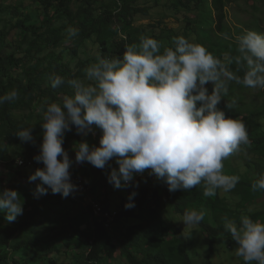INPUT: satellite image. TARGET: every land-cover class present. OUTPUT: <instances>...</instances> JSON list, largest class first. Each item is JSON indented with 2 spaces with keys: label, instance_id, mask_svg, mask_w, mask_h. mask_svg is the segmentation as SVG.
I'll return each instance as SVG.
<instances>
[{
  "label": "clouds",
  "instance_id": "clouds-1",
  "mask_svg": "<svg viewBox=\"0 0 264 264\" xmlns=\"http://www.w3.org/2000/svg\"><path fill=\"white\" fill-rule=\"evenodd\" d=\"M77 32L67 29L69 38ZM235 39L236 55L222 60L183 36L174 37L173 47L163 51L160 41L141 36L138 44L125 46L122 58L98 54L82 78L66 80L54 74L52 88L67 84L72 93L47 103L43 110L42 143L34 156L43 167L28 177L29 183L40 181L36 198L49 189L62 198L72 195L78 186L70 169L85 162L97 169L111 168L107 180L116 190L139 187L133 183L135 177L146 170L170 192L203 184V195L213 197L218 189H235L240 177L226 174L224 161L250 140L243 120L227 116L219 105L223 101L226 109L233 107L234 101H224L231 81L264 89V33L245 29ZM233 62L244 68L242 77L230 70ZM209 82L211 94L205 87ZM18 95L13 89L0 96V105L16 101ZM34 128H23L16 135L34 143ZM73 128L84 138L73 146L75 160L63 147L66 133ZM97 129L102 133L99 146L90 145L86 137ZM113 160L118 169L111 166ZM251 187L254 192L264 191V174ZM136 194L128 197L126 210L135 207ZM23 211L18 191H0V212L6 213L9 223ZM205 215L203 209L185 211L182 222L186 228L196 227ZM224 227L237 242L236 255L244 264H264V221L242 215L239 222L225 218Z\"/></svg>",
  "mask_w": 264,
  "mask_h": 264
},
{
  "label": "trees",
  "instance_id": "trees-1",
  "mask_svg": "<svg viewBox=\"0 0 264 264\" xmlns=\"http://www.w3.org/2000/svg\"><path fill=\"white\" fill-rule=\"evenodd\" d=\"M76 1L79 4L77 9L74 8L75 0H35L36 4H40L46 17L42 26L33 24L32 18L28 16L12 27L9 33L0 34V96L16 89L20 97L17 104L21 109L29 111L36 102L42 101L46 102L45 109L47 101H58L59 95L67 91V84L60 88H52L50 78L54 74L61 75L66 80L84 76V70L91 64L90 61L80 62L72 70L63 63L62 58H57L56 53H52L61 48L69 38L68 28L78 30L77 35L70 38L72 43L78 45L76 48L80 46L76 38H83L84 41L95 39L99 55L105 57L122 58L126 45L139 43L140 40L136 35L143 33V28L141 30L134 28L130 20L123 28L115 29L114 13L111 10L97 18L94 7L98 2ZM123 1L124 4L119 5L113 0L116 9L122 6V15L144 12L132 7V3L136 0ZM209 1L216 20V30L210 33L211 40L216 37L221 38L229 29L225 24V0ZM203 2L204 0H178L175 9H183L188 14L197 13L201 11ZM252 6L257 8L256 5ZM6 15L20 17L19 15L23 14H20L17 7L0 6V23ZM236 28L242 33L243 28L264 33V19L257 17L253 12L240 28ZM14 32L19 33L18 51L7 56L5 52L8 47L5 46V41L10 39ZM183 33L185 38L195 41L193 36L196 37V30L188 32L185 29ZM149 37L159 40L153 37V34ZM30 39H32L30 46L23 52L25 43ZM76 50L71 51L73 58L77 57ZM226 54L234 57L236 50H229ZM229 68L238 76L242 77L244 74V68L234 62ZM248 91L260 95L262 99L260 106H247ZM225 99L229 103L234 101V104L230 110L225 107L223 110L226 111L227 116L243 120L248 130L250 144L242 147L240 152L243 154L240 158V152L231 155L239 162L231 175H238L240 180L235 189L229 192L236 194L238 199L230 201L229 196L224 197L223 191L218 189L216 197L209 198L208 201L213 206L214 215H217L216 224L204 216L198 225L208 236L211 256H214L218 248L225 243L236 242L225 230V218L239 222L242 215H248L253 220L264 221V211H249L252 204L264 197V191L254 192L251 187L252 183L264 174V90L244 87L231 81ZM12 105L13 102L0 105V136L4 137L2 160L10 171L16 167L19 171L16 176L28 182V177L36 169L43 167L42 163L34 160V156L39 154L42 143L43 130L40 124L43 122V117L30 125L35 127L34 143H25L16 133L26 127L20 125L13 117ZM96 132L95 138L99 143L102 133L99 129ZM98 143L96 146H99ZM9 146L12 148V153L7 148ZM18 156L25 162L24 167H17ZM29 162H32V167L28 166ZM74 176L72 174V177ZM15 177L11 178L8 175V179L4 182L0 179V191L5 188L18 191L21 200H24V211L11 223L5 219L6 213L0 212V251L6 248L12 239H17L11 252H0V264H100L113 259L118 250L128 264H194L189 254L192 240L180 225L174 223V217L176 213L183 216L185 211L191 210L190 207L207 198L203 195V184L190 191L170 192L166 184L157 181L146 170L143 176L135 177L133 183H138L139 187L126 188L129 196L133 192L137 193L133 201L135 207L126 210L125 204L129 202L128 199L114 209V201L111 205L108 198L93 196V187L87 182L91 189V197L101 203L105 211L118 212L114 227L107 229L103 221L93 216L91 207L78 216L72 215V204L64 203L65 200H69L70 203L76 202L71 194L67 198H62L60 194H52L49 189L47 195L36 198L31 184L37 186L40 181L23 184L14 179ZM47 210L49 216H53L56 225V228L51 230L52 237H44L36 224ZM131 219H135L137 223L129 225L128 221ZM58 239L67 248L62 253L52 244ZM60 255L64 258L60 259Z\"/></svg>",
  "mask_w": 264,
  "mask_h": 264
},
{
  "label": "rangeland",
  "instance_id": "rangeland-1",
  "mask_svg": "<svg viewBox=\"0 0 264 264\" xmlns=\"http://www.w3.org/2000/svg\"><path fill=\"white\" fill-rule=\"evenodd\" d=\"M114 1L119 3V5L124 4L123 0ZM91 2H98V4L94 7V9H96L97 18H100L102 13L111 10L114 13L115 29L123 28L124 24L130 22L131 20L130 23L134 25V28L140 30L143 28L144 30L143 33L137 34L136 38L140 40L141 36H151L153 34V37L159 38L158 41L162 43L161 51H163V48L165 47H173L172 40L174 37H184L183 31L185 29L188 32H192L194 29L196 30V37L193 36V40H195L194 43L205 46L209 51L214 53L217 57H220L222 60L225 56H227L226 52L229 50H236L237 44L235 38L243 34L236 27L240 28L241 24L244 23L246 19H248V16L253 14V12L257 17L264 19V0H225L226 8L224 9V13L226 17V25H228L229 29L227 33L228 38L225 39L224 36H221V38L216 37V39L210 40L211 31L216 30V20L215 12L213 11L211 1L209 0H204L200 12L189 14L183 9H175V5L178 4V0H136L132 3V7L139 9V12H144L141 14L127 13L125 15H122V6L119 9H116V7L113 5V0H92ZM78 5L79 4H77V1L75 0L74 8L77 9ZM252 5H256L257 8L253 7ZM0 6L6 8L17 7L20 10V14H23L19 15L20 17H15L13 15L4 16L2 18V22L0 23V34L9 33L12 27L16 26L17 23L20 20L25 19V17H31L32 23L38 26H42L46 18L40 4H36L35 0H0ZM243 30L245 29L243 28ZM18 34L19 33L14 32L11 38L5 41V46L8 47L5 52L7 56L18 51L17 46H19L18 42L20 40ZM76 40L78 43H80L79 48H76L78 45L72 43V40L68 38L61 45V48L52 51V53H56L57 58H62L63 63L71 67L72 70H74L80 62H95L97 55L100 54L98 47L95 44V39L84 41L83 38H76ZM190 40L193 42L192 39ZM31 41L32 39L25 43L26 47H24L23 52L28 49ZM72 49H77L76 58H73L71 55ZM21 56L22 55L20 54V57ZM206 87L209 90V94H211V90H213V84L209 82L206 84ZM71 93V88L67 87V91L60 94L59 98L65 94L70 95ZM247 93L248 107L261 105L262 99L260 95L253 94L250 91ZM18 99H20V97H18ZM18 99L13 102V105L11 106V112L13 117L20 125L23 127H29L31 124H35L38 118H41V116L43 117L44 104H46L45 101L40 103L36 102L33 108L27 111L21 109V107L17 104ZM224 101L227 102L225 96ZM47 103L50 102L47 101ZM219 107L223 110L225 103L222 101ZM96 135L97 132L95 135L89 134L88 137H86L90 145H97L98 140L95 138ZM3 138V136H0V179H2L4 182L8 179V175L11 178L15 177L19 171H17L16 167L10 171L7 164L2 160L1 151L3 150ZM82 139H84L82 136L76 134L75 128H73L71 132L66 133L63 147L68 151L70 158L73 160H75V151L73 150V146L75 143L81 142ZM7 148L12 153V148L10 146ZM242 154L243 153L240 152L239 158ZM18 159L20 160L22 158L18 156L16 160ZM238 163L239 162L235 161L234 157L232 156L225 160L224 167L226 174H233V171L235 170V167ZM110 164L112 167H116L118 169V165L115 164L114 160L111 161ZM70 171L72 174L81 176L90 183V185L93 187V196L99 198H108L111 205H113L112 203L114 201V209H117V207L129 197V193L126 188L116 190L111 184L108 183L107 173L111 171V168L99 169L98 171V169L92 166L90 163L85 162L80 165H74ZM14 179L19 180V182L23 184L28 183L24 181L23 178H20V176H16ZM31 185L35 190L37 187L36 184ZM222 195L224 197L229 196L228 198L230 201H236L238 199L237 195L234 193L231 194L230 192L223 191ZM215 197L216 195L213 197H207L202 202L190 208L191 210L203 209L206 212L205 216L212 223L216 224L215 217H217V215H214L213 206L208 203L209 198L214 199ZM68 201L69 200H65L64 203L72 204V215L78 216L80 213L87 211L88 206L92 204V197L91 200H86V198L78 196L76 202L70 203ZM250 208L252 212L264 211V197L252 204ZM182 220L183 216L176 213L174 217V223L180 225L186 235H188L192 240V245L189 248V254L194 264H244L243 259L236 255V248L238 247L237 242L225 243L223 246L218 248V251L214 256H211V248L208 236L203 232L201 227L196 226L192 228H186V225L182 222ZM136 223L137 221L135 219L128 221L129 225ZM36 224H38L39 230L44 237H52L53 232L51 230H54L56 225L53 216H49V210L44 213V216L40 218ZM16 240V238L12 239L9 242V245L0 252H11V248L15 244ZM52 244L59 248L61 253L67 250V248H65L59 239L54 241ZM71 256H73V253ZM59 257L60 259L64 258L62 255ZM100 264L128 263L126 262V259L121 256L120 250H118V253L113 259L106 260Z\"/></svg>",
  "mask_w": 264,
  "mask_h": 264
},
{
  "label": "built area",
  "instance_id": "built-area-1",
  "mask_svg": "<svg viewBox=\"0 0 264 264\" xmlns=\"http://www.w3.org/2000/svg\"><path fill=\"white\" fill-rule=\"evenodd\" d=\"M24 165H25V162L23 160L20 159L17 161V167L18 168L24 167ZM28 166L32 167V162H29ZM72 182L78 186V190L74 191L72 193V196L74 198H76L78 195V196H82V197L86 198V200H91V189H90L87 181L84 178L74 176V177H72ZM91 203L92 204L89 205L88 207H91L93 216L95 218H98L101 221H103V225L107 229H112L115 225V222H116V219L118 216V212L117 211H115V212L105 211L104 208L102 207L101 203L96 202V200H94L93 198H92Z\"/></svg>",
  "mask_w": 264,
  "mask_h": 264
},
{
  "label": "water",
  "instance_id": "water-1",
  "mask_svg": "<svg viewBox=\"0 0 264 264\" xmlns=\"http://www.w3.org/2000/svg\"><path fill=\"white\" fill-rule=\"evenodd\" d=\"M137 212H138V210H137Z\"/></svg>",
  "mask_w": 264,
  "mask_h": 264
}]
</instances>
